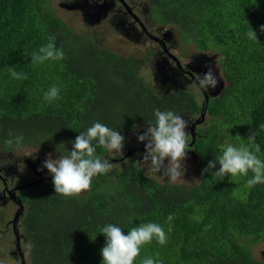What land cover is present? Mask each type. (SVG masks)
<instances>
[{
	"label": "trees",
	"instance_id": "obj_1",
	"mask_svg": "<svg viewBox=\"0 0 264 264\" xmlns=\"http://www.w3.org/2000/svg\"><path fill=\"white\" fill-rule=\"evenodd\" d=\"M144 1L152 25L177 27L186 46L218 56L226 82L218 95L200 104L186 89L159 94L142 75L154 52L116 53L95 35L76 32L50 0H0V155L24 148L67 154L94 122L127 139L154 120L157 108L210 117L194 129L190 143L202 174L197 185L160 183L133 163L98 175L90 190L75 197L56 194L52 181L15 189L24 207L17 229L30 246L32 264H102L103 226L113 223L127 234L147 222L160 224L167 242L142 246L134 264L157 253L161 264H264L253 254L264 243V184L247 187L251 172L203 173L225 139L238 145L257 133L264 160V0ZM251 28L258 40L248 38ZM50 37L64 59L32 64L31 54ZM9 67L27 79H13ZM52 85L59 98L46 102L43 93ZM10 132L23 135L21 146L7 143ZM107 153L97 146L102 159ZM219 167L217 161L212 171Z\"/></svg>",
	"mask_w": 264,
	"mask_h": 264
},
{
	"label": "rangeland",
	"instance_id": "obj_2",
	"mask_svg": "<svg viewBox=\"0 0 264 264\" xmlns=\"http://www.w3.org/2000/svg\"><path fill=\"white\" fill-rule=\"evenodd\" d=\"M50 2L60 18L76 32L95 35L97 42L116 53L123 56H148L151 51L154 52L142 75L159 94L186 89L195 93L200 104H204L209 98L218 95L226 86L218 56L209 53L202 54L194 46H186L180 38L177 27L152 26L144 0H124L126 6L133 9L137 20L120 0H50ZM142 26H145L146 30H143ZM162 43L165 44L167 51L164 50ZM172 58L182 64L184 72L178 68V62L176 60L173 62ZM202 61L210 63L213 70H216L219 84L214 90H197L191 87V83L194 82L193 77L195 78L197 73H203L205 69ZM172 76L175 78L172 79ZM183 117L189 121L187 131L191 136L190 143L193 140V130L206 126L210 121L207 114L204 117L203 115ZM145 130L146 127H140L134 131L125 139L122 152L108 151L105 159L119 160L113 168L135 163L144 170L146 175L155 178L160 183H169L161 176L162 173H152L148 165L142 163L146 142H139L137 137ZM49 154H52L54 159L58 158L53 152L34 148L18 149L12 154L0 155V264H22L12 223L20 207L10 202L9 192L34 183L39 177L52 178L46 168L40 172ZM183 163L186 169L184 177L173 184H199L202 181V174L197 168L193 149L188 151ZM21 249L26 264H32L30 246L24 239L21 241ZM253 254L257 261L264 262V243L255 246Z\"/></svg>",
	"mask_w": 264,
	"mask_h": 264
},
{
	"label": "clouds",
	"instance_id": "obj_3",
	"mask_svg": "<svg viewBox=\"0 0 264 264\" xmlns=\"http://www.w3.org/2000/svg\"><path fill=\"white\" fill-rule=\"evenodd\" d=\"M264 31V26H261ZM250 40H258L257 33L251 28L247 32ZM55 37L49 38V43L41 46L38 52L31 54L32 64H42L48 60L64 59L63 49H58L54 43ZM8 72L13 79H27L26 74L19 73L15 67H9ZM220 77V76H219ZM221 78V77H220ZM219 84V79L212 66H208L205 73H197L191 87L197 90H214ZM60 89L52 85L43 93L46 102H52L59 98ZM264 129V124L259 126ZM189 121L182 115L171 110L155 109L154 120L149 121L143 134H138V141L145 143V152L142 154V163L148 165L152 173L160 174L170 184L175 183L184 177L186 169L184 160L190 151L191 141ZM257 133L250 135L246 143L235 144L231 139H225L221 145V154L216 156L214 161H209L203 173H211L214 177L225 176H252L247 179L246 185L249 188L257 184H264V160L260 153V145L256 143ZM8 144L21 146L24 140L23 135L9 133ZM236 139L241 137L237 135ZM95 142V145H94ZM125 137L119 131L113 130L100 122H94L90 127L79 133L72 141V149L67 154H60L53 158L52 154L43 162L40 168L48 170L52 177L55 193L65 198L75 197L84 191L91 189L93 178L98 175H107L113 168V164L107 159H102L96 154L97 146L108 151L122 152ZM61 146H65L61 144ZM58 151V148H57ZM167 161V163H165ZM219 169L216 168V162ZM173 215L167 216V222L171 225ZM168 231H171L169 227ZM101 233L106 238V243L101 249L103 257L102 264H134V261L141 253V247L149 244L155 239L160 245L167 242V234L164 228L153 222L142 223L125 231L113 223L102 227ZM156 258L146 257L141 264H161Z\"/></svg>",
	"mask_w": 264,
	"mask_h": 264
},
{
	"label": "flooded vegetation",
	"instance_id": "obj_4",
	"mask_svg": "<svg viewBox=\"0 0 264 264\" xmlns=\"http://www.w3.org/2000/svg\"><path fill=\"white\" fill-rule=\"evenodd\" d=\"M121 2H122V4L124 5V7L130 12V14L133 16V18L134 19H136L137 20V18L134 16V14H133V9L131 8V7H127L126 6V4H125V2H124V0H120ZM152 26H154V25H152ZM145 26H142V29L143 30H146V28H144ZM161 28V27H160ZM164 28V27H163ZM164 41H166V39H164ZM163 44V47H164V50H166L167 51V48H166V46H165V44L164 43H162ZM203 54V53H202ZM176 60V59H175ZM175 60H173V58H172V61L174 62ZM177 62H178V68L182 71V72H184L183 71V69H182V64H180V62L178 61V60H176ZM202 65H203V67L205 68L204 70H203V68L201 69V71L203 70V73H205L207 70H208V66L209 65H211L210 63H208V62H203L202 61ZM215 72H216V70H214ZM176 77H177V75H176ZM173 78H175V76H172V79ZM193 80L195 81V78L193 77ZM192 127V126H191ZM192 137H193V132H192ZM193 139V138H192ZM190 147V146H189ZM45 169V168H44ZM44 169H43V171H44ZM40 172H42L41 170H40ZM17 194V193H16ZM8 198H9V195H8ZM19 201V200H18ZM17 200H16V195H15V193H13V194H10V202L11 203H13V204H16L17 206H19L20 207V209H21V205H20V203L18 202ZM17 214V213H16ZM16 217V216H15ZM13 223V228H14V234L16 235V237H17V234H16V231H18V229H17V227H18V224L16 223V229H15V224H14V221L12 222ZM18 233H19V231H18ZM22 239V238H21ZM20 256V255H19ZM21 257V256H20ZM21 261H22V264L24 263V264H26V262L24 261L23 262V260H22V258H21Z\"/></svg>",
	"mask_w": 264,
	"mask_h": 264
},
{
	"label": "water",
	"instance_id": "obj_5",
	"mask_svg": "<svg viewBox=\"0 0 264 264\" xmlns=\"http://www.w3.org/2000/svg\"><path fill=\"white\" fill-rule=\"evenodd\" d=\"M203 117H204V115H203ZM194 139H195V134H194V130H193V143H194ZM193 143L191 145H193ZM129 155H131V153ZM38 175L41 176V174H38ZM44 181H52V178L39 177V179L37 181H35L34 183H31V184H28V185H25V186H21V187H18V188L19 189H21V188L22 189H31V188H34L35 186H37L38 184H40V183H42ZM13 193H14L13 191L9 192V194H13ZM23 211H24V207L21 204V209H20L19 213L16 215V217L14 219L15 229H16V223H17L18 219L22 216ZM16 234H17L18 252H19V255L21 256V258H22V260L24 262L25 261V256L23 255L22 249H21V241H22L21 235L18 233V231H16Z\"/></svg>",
	"mask_w": 264,
	"mask_h": 264
}]
</instances>
